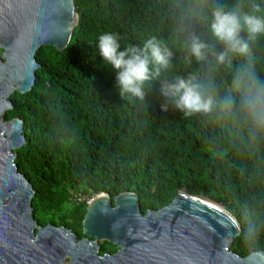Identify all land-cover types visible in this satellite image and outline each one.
<instances>
[{"label": "trees", "instance_id": "trees-1", "mask_svg": "<svg viewBox=\"0 0 264 264\" xmlns=\"http://www.w3.org/2000/svg\"><path fill=\"white\" fill-rule=\"evenodd\" d=\"M75 2L80 21L68 48L38 51L43 70L36 73L37 86L13 96L14 110L5 115L25 126L30 148L18 151L16 164L34 188L39 226L65 227L83 240L88 203L101 194L113 201L133 193L146 215L170 206L186 189L223 205L237 220L241 232L232 252L242 258L264 253V137L250 144L221 113L185 118L171 106L165 113L158 85L143 102L121 100L116 72L99 56L98 38L117 33L123 50L155 36L173 52V68L165 75L214 77L222 94L231 89L239 62L215 72L208 64L185 63L181 42L170 39L172 22L164 16L171 0ZM256 2L264 6V0ZM189 27L211 40L203 25ZM250 62L264 73V42L252 45ZM246 235L258 239V250H249ZM99 246L101 256L119 251L109 242Z\"/></svg>", "mask_w": 264, "mask_h": 264}, {"label": "water", "instance_id": "water-1", "mask_svg": "<svg viewBox=\"0 0 264 264\" xmlns=\"http://www.w3.org/2000/svg\"><path fill=\"white\" fill-rule=\"evenodd\" d=\"M79 21L75 0H0V264H264V253L242 258L231 251L241 228L223 205L186 189L170 206L146 215L133 193L113 201L101 194L88 204L83 240L65 227L39 226L34 188L16 164L18 151L30 148L25 126L5 115L14 110L13 96L37 86L36 73L43 70L38 51H65ZM100 242L119 251L101 256Z\"/></svg>", "mask_w": 264, "mask_h": 264}, {"label": "clouds", "instance_id": "clouds-1", "mask_svg": "<svg viewBox=\"0 0 264 264\" xmlns=\"http://www.w3.org/2000/svg\"><path fill=\"white\" fill-rule=\"evenodd\" d=\"M164 16L172 22L170 39L181 42L185 63L208 64L215 72L239 62L231 89L222 94L214 77L206 81L199 73L165 75L173 68V52L155 36L121 50V37L105 32L98 38L99 56L116 72L120 99L143 102L158 85L165 113L169 106L185 118L221 113L250 144L264 137V73L250 62L252 45L264 42V6L256 0H171ZM193 23L206 27L211 40L190 31ZM244 242L258 250L255 236L246 235Z\"/></svg>", "mask_w": 264, "mask_h": 264}, {"label": "bare ground", "instance_id": "bare-ground-1", "mask_svg": "<svg viewBox=\"0 0 264 264\" xmlns=\"http://www.w3.org/2000/svg\"><path fill=\"white\" fill-rule=\"evenodd\" d=\"M103 197H105V196H100L98 199H96V201H94V203L97 202L98 200H100ZM183 198H187V199H190L191 200V198H189V197H183ZM194 200L196 202H198V203H200L202 205H205V206H207L209 208H212V209H214V210H216V211H218V212H220V213H222L224 215H228V213L223 208H221V207H219V206H217V205H215V204H213L211 202H208V201H206L204 199H200V198H195ZM94 203H92V205Z\"/></svg>", "mask_w": 264, "mask_h": 264}, {"label": "rangeland", "instance_id": "rangeland-1", "mask_svg": "<svg viewBox=\"0 0 264 264\" xmlns=\"http://www.w3.org/2000/svg\"><path fill=\"white\" fill-rule=\"evenodd\" d=\"M2 55H3V51L0 49V59L2 58ZM93 199H95V198H93ZM81 200L83 201L84 200V198L83 197H81ZM90 202H91V200H90ZM227 211V210H226ZM228 212V211H227ZM102 242H100L99 244H101ZM66 264H69V262H67Z\"/></svg>", "mask_w": 264, "mask_h": 264}, {"label": "built area", "instance_id": "built-area-1", "mask_svg": "<svg viewBox=\"0 0 264 264\" xmlns=\"http://www.w3.org/2000/svg\"><path fill=\"white\" fill-rule=\"evenodd\" d=\"M92 200H93V199H92ZM92 200H91V201H92ZM89 203H90V201H89ZM89 203H88V204H89Z\"/></svg>", "mask_w": 264, "mask_h": 264}]
</instances>
